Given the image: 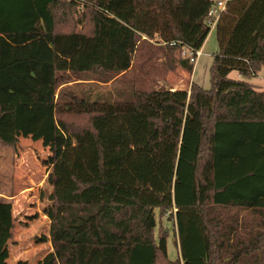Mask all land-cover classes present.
Listing matches in <instances>:
<instances>
[{"label":"trees","instance_id":"1","mask_svg":"<svg viewBox=\"0 0 264 264\" xmlns=\"http://www.w3.org/2000/svg\"><path fill=\"white\" fill-rule=\"evenodd\" d=\"M216 1L0 0V144L49 150V264H264V90L247 81L264 72V0L227 2L209 89L66 85L108 82L156 51L164 73L192 74L181 47L201 49ZM12 229L0 202V255Z\"/></svg>","mask_w":264,"mask_h":264},{"label":"rangeland","instance_id":"2","mask_svg":"<svg viewBox=\"0 0 264 264\" xmlns=\"http://www.w3.org/2000/svg\"><path fill=\"white\" fill-rule=\"evenodd\" d=\"M72 28L76 31L88 29V23L80 18V13L66 9ZM69 29L68 26L63 25ZM155 45L154 43H152ZM157 46V45H156ZM218 53V45L214 29H210L201 55L193 65V72L189 74L182 68L165 72L161 68L159 57L161 54L154 53V60L147 64L141 63L135 57L132 68L123 75L114 77L107 82L92 74H67L68 80L73 83H81L71 87L85 86L87 83L96 81L100 84L101 91L112 89L114 85L119 91L129 92L131 88L142 89L162 87L173 90H189L191 83H197L204 89L210 88V66L212 59ZM143 73L145 75H143ZM230 79H238L237 72L233 71L228 76ZM99 82L97 81L98 79ZM85 81V82H84ZM91 81V82H88ZM257 89L264 90V72H258L254 77L247 80ZM127 94L124 95V98ZM77 128L86 124L73 123ZM50 153L43 147L41 141L33 142L30 139L20 138L16 149L13 150L0 144V202L11 204L13 229L12 237L6 243L1 255L0 264H49L51 246L49 243V220L44 215L49 206L51 187L47 183L50 166L46 163ZM229 215L236 214L234 210L228 211ZM246 223L252 221L249 213H238ZM254 218V217H253ZM158 218L156 217V222ZM161 224L165 228L167 259L175 262L179 258L177 248L176 229L173 221L161 218Z\"/></svg>","mask_w":264,"mask_h":264},{"label":"built area","instance_id":"3","mask_svg":"<svg viewBox=\"0 0 264 264\" xmlns=\"http://www.w3.org/2000/svg\"><path fill=\"white\" fill-rule=\"evenodd\" d=\"M229 0H217L215 5L208 10L207 13V25L209 28L214 29L221 13L225 10L226 4ZM181 56L188 58L189 62L194 65L196 59L201 55L200 50H190L189 48L183 46L181 47Z\"/></svg>","mask_w":264,"mask_h":264},{"label":"crops","instance_id":"4","mask_svg":"<svg viewBox=\"0 0 264 264\" xmlns=\"http://www.w3.org/2000/svg\"><path fill=\"white\" fill-rule=\"evenodd\" d=\"M204 43H205V41H204ZM204 43H203V45H204ZM203 45H202L201 49L203 48ZM201 49H200V51H201ZM176 245H177V243H176ZM177 248H178V246H177Z\"/></svg>","mask_w":264,"mask_h":264}]
</instances>
